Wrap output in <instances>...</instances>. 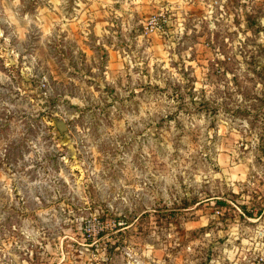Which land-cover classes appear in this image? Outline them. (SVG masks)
Here are the masks:
<instances>
[{
	"label": "rangeland",
	"instance_id": "374dc122",
	"mask_svg": "<svg viewBox=\"0 0 264 264\" xmlns=\"http://www.w3.org/2000/svg\"><path fill=\"white\" fill-rule=\"evenodd\" d=\"M262 21L0 0V264H264Z\"/></svg>",
	"mask_w": 264,
	"mask_h": 264
},
{
	"label": "clouds",
	"instance_id": "9594fccd",
	"mask_svg": "<svg viewBox=\"0 0 264 264\" xmlns=\"http://www.w3.org/2000/svg\"><path fill=\"white\" fill-rule=\"evenodd\" d=\"M19 2V0H14V3H18ZM140 2V0H133V3H139ZM26 19H27V17H26ZM262 22H264V21H262ZM181 33L183 32V28L181 27V29L179 30ZM174 47V46H173ZM223 57H221V59H222ZM130 62V61H129ZM153 63H156V61L154 60L153 61ZM163 66L165 67V68H168L169 67V65H168V63H167V57H165V60H164V62H163ZM174 73H175V70H172ZM197 87H199V85L197 86ZM141 115H144V113L142 112L141 113ZM201 123H203V121H201ZM197 179H199V177L197 178ZM139 190V189H138ZM204 224H205V226H206V224H207V221H205L204 222ZM247 243V242H246ZM190 250V249H189Z\"/></svg>",
	"mask_w": 264,
	"mask_h": 264
},
{
	"label": "trees",
	"instance_id": "16d2710c",
	"mask_svg": "<svg viewBox=\"0 0 264 264\" xmlns=\"http://www.w3.org/2000/svg\"><path fill=\"white\" fill-rule=\"evenodd\" d=\"M216 202L219 203V204H227V202H225L224 200H217ZM241 207H242V209H243L245 214H247L250 217H254V212L250 211L248 209L247 205L243 204V205H241Z\"/></svg>",
	"mask_w": 264,
	"mask_h": 264
}]
</instances>
